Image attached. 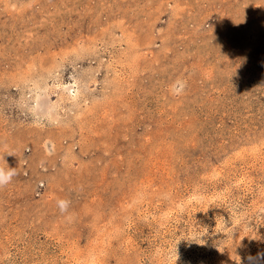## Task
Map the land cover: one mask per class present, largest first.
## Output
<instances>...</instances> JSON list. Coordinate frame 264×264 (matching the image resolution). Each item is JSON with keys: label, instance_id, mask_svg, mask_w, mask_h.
<instances>
[{"label": "rangeland", "instance_id": "rangeland-1", "mask_svg": "<svg viewBox=\"0 0 264 264\" xmlns=\"http://www.w3.org/2000/svg\"><path fill=\"white\" fill-rule=\"evenodd\" d=\"M8 166L0 264H264V0H0Z\"/></svg>", "mask_w": 264, "mask_h": 264}, {"label": "clouds", "instance_id": "clouds-1", "mask_svg": "<svg viewBox=\"0 0 264 264\" xmlns=\"http://www.w3.org/2000/svg\"><path fill=\"white\" fill-rule=\"evenodd\" d=\"M17 175L14 168H10L9 166L7 168L0 167V189L6 187L8 184H10L14 177ZM71 205V201L67 199H57L56 206L59 209V212L64 215L68 214L66 218L68 220L73 219V215L69 213V208ZM258 258L264 259V254H257ZM253 257L249 256L248 260L253 261Z\"/></svg>", "mask_w": 264, "mask_h": 264}]
</instances>
